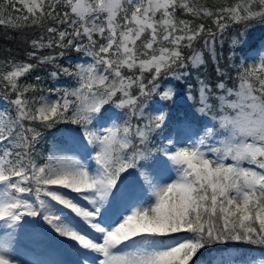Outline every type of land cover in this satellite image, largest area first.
<instances>
[{"label":"snow or ice","instance_id":"6c2138e0","mask_svg":"<svg viewBox=\"0 0 264 264\" xmlns=\"http://www.w3.org/2000/svg\"><path fill=\"white\" fill-rule=\"evenodd\" d=\"M18 3L22 23L0 16V26L40 35L27 54L35 64H0V264H23L28 218L74 242L83 264H200V250L231 242L264 249V40L249 45L264 0ZM68 51L83 62L61 65ZM208 58L215 85L197 72L195 92L187 83L181 93L173 82ZM45 64L74 84L44 95L40 76L22 79ZM58 124L78 127L58 129L45 155L44 133Z\"/></svg>","mask_w":264,"mask_h":264},{"label":"trees","instance_id":"16d2710c","mask_svg":"<svg viewBox=\"0 0 264 264\" xmlns=\"http://www.w3.org/2000/svg\"><path fill=\"white\" fill-rule=\"evenodd\" d=\"M193 3H200L205 4L208 7L215 8L217 6H220L221 4L225 3V0H192ZM234 0H227V3H233ZM14 2H7L6 0H0V16H3L6 20L12 19L13 21H16L17 17H22L24 14L23 12H16L11 7V4ZM17 7V5H16ZM179 14V13H178ZM187 18V17H185ZM21 22V21H16ZM240 27V26H236ZM40 35V31L38 29L34 30L32 28H11L7 26H0V64H2L6 60H13V61H20V62H27V63H33L35 64L36 61L32 60L28 57V52L33 51L31 47V40L38 38ZM47 35V34H45ZM264 38V27L257 26L255 29L251 31L250 37H249V45L252 47H256L258 42ZM52 50L50 49H41L39 51L40 56L48 55ZM56 52H59V49L55 50ZM224 54L225 56L228 55V39H225L224 42ZM247 51V48L245 49ZM54 54V53H53ZM70 55H78L75 51H68L66 56L63 58H67V56ZM238 56L243 55V53H238ZM63 59L59 61V63L63 66H67ZM223 63V61H222ZM52 65L45 64L43 66L35 68L33 71H31L25 78L29 83L36 84L37 81L35 80V77L38 75L41 77V87L44 89L43 94L47 95V90L49 88H53L50 84L51 81L54 79L49 75L50 71H52ZM199 72L201 78L206 79L208 82L212 83L213 86L216 83L217 77L214 70V64L212 63L211 59L208 58V65L207 69H194L192 77L182 82L183 84V91H185L186 84L191 83L193 85V91L195 92V89L197 87V81H196V73ZM59 78H67L66 76L61 75ZM180 82V81H178ZM175 83V81H174ZM3 90L0 89V97L3 98ZM31 95V93H30ZM158 100V97L155 98ZM162 103L168 104L170 108L174 111H177L178 108L183 109V105L178 104L175 106L171 105L170 101H161ZM73 125L69 124H58L55 126V128L51 130H46L44 133L45 141L42 146V150L46 154L47 146L50 143V138L53 134L58 132L57 130H65L66 128H71ZM60 132V131H59ZM131 171V170H130ZM228 248L235 249L240 252V254L248 255L253 254L257 259H264V249L260 248L259 246L255 245H249V244H243V243H235L231 242L229 244H220V245H214L211 249L207 250H200V252L197 253V257H194V259H198L200 263H206L210 258L213 257L210 251H226Z\"/></svg>","mask_w":264,"mask_h":264},{"label":"rangeland","instance_id":"374dc122","mask_svg":"<svg viewBox=\"0 0 264 264\" xmlns=\"http://www.w3.org/2000/svg\"><path fill=\"white\" fill-rule=\"evenodd\" d=\"M8 2L13 1L17 8L20 7V4L18 3V0H7ZM264 39H261V41ZM261 41L259 43H261ZM258 43V44H259ZM257 44V45H258ZM249 55H255V53H249ZM70 61V60H69ZM79 61V60H78ZM80 62H83L81 60ZM76 63V62H75ZM74 63V64H75ZM74 82L72 83V85ZM57 88H61L59 85H55ZM64 88V87H63ZM78 127V126H77ZM64 132H61L60 134H55L53 136V141L50 143V148L54 144H58L61 141V138L64 136ZM49 148V149H50ZM75 195V194H72ZM81 203L86 205V201H81ZM28 223L25 224L17 233V256L18 259L23 264H83V258L79 256V254H75L72 252V255L68 254V250H70L69 247L66 248V262H62L61 260L57 259L56 257L53 258L50 255H48L47 251L44 252V254H41L42 250L52 249L49 244L44 243L43 244V237H48L51 241L52 238L56 237V239L59 241L60 244L65 240V243L72 244L74 242H70L65 238L59 237L56 233H54L48 225H46L40 218H36V221H33L31 218H28ZM1 231V230H0ZM52 244H54L51 241ZM64 243V244H65ZM34 250V253L31 252ZM226 256H233L231 252L224 253ZM85 255H93L91 253H85ZM238 264V263H237Z\"/></svg>","mask_w":264,"mask_h":264},{"label":"bare ground","instance_id":"6f19581e","mask_svg":"<svg viewBox=\"0 0 264 264\" xmlns=\"http://www.w3.org/2000/svg\"><path fill=\"white\" fill-rule=\"evenodd\" d=\"M1 231H0V234H2V229H0ZM66 239V238H65ZM64 243H65V240L62 242V244L64 245ZM68 254L69 255H72V251L71 250H68ZM22 261V260H21ZM23 262H25L24 260H23Z\"/></svg>","mask_w":264,"mask_h":264}]
</instances>
